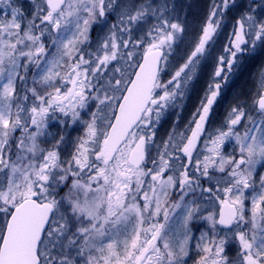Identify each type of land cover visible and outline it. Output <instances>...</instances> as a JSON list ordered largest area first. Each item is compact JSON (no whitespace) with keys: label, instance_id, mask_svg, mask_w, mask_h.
<instances>
[{"label":"snow or ice","instance_id":"1","mask_svg":"<svg viewBox=\"0 0 264 264\" xmlns=\"http://www.w3.org/2000/svg\"><path fill=\"white\" fill-rule=\"evenodd\" d=\"M259 169L264 0H0V264H264Z\"/></svg>","mask_w":264,"mask_h":264},{"label":"rangeland","instance_id":"2","mask_svg":"<svg viewBox=\"0 0 264 264\" xmlns=\"http://www.w3.org/2000/svg\"><path fill=\"white\" fill-rule=\"evenodd\" d=\"M25 6H27V0H25ZM210 70H211L210 68L205 70V74L201 77V80L197 84L196 88L204 87V85L206 84V82L208 80L207 73L210 72ZM259 70H260V67H259V63L258 62H254V61H250L249 62V64H248V72H249V77H248L249 78V83H248V86H250L251 79L259 72ZM234 79H235V77H233L231 79V81L233 82ZM194 96H195V91L192 93L191 98L187 100L186 106L184 107L182 119L185 120V121L190 117V114L193 111L194 106L196 104ZM228 103H230L228 100L223 99L222 102H221V106L217 109V111L218 112H222L223 109L227 107ZM173 119L174 118L170 117L165 123H163V125H162V127L160 129V134L161 135H163L164 133H166L169 130V128L172 125ZM71 134L73 136H76V135H79L80 132L72 131ZM259 171L264 173V169H259ZM189 264H191V261H189Z\"/></svg>","mask_w":264,"mask_h":264},{"label":"flooded vegetation","instance_id":"3","mask_svg":"<svg viewBox=\"0 0 264 264\" xmlns=\"http://www.w3.org/2000/svg\"><path fill=\"white\" fill-rule=\"evenodd\" d=\"M195 2V0H193ZM248 64L249 62L241 69V71L236 74L234 77V81L232 82L230 80L229 82V87L224 89L222 92V99H226L229 102H231L232 98L238 94L240 91L244 90L245 88L248 87L249 83V72H248ZM204 87H198L195 89V103H197L199 95L202 93Z\"/></svg>","mask_w":264,"mask_h":264}]
</instances>
